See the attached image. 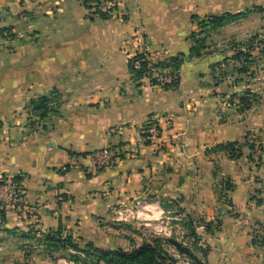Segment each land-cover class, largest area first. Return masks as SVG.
Masks as SVG:
<instances>
[{
  "label": "crops",
  "instance_id": "crops-1",
  "mask_svg": "<svg viewBox=\"0 0 264 264\" xmlns=\"http://www.w3.org/2000/svg\"><path fill=\"white\" fill-rule=\"evenodd\" d=\"M141 8L140 19L125 20L90 16L84 0H0V179L19 177L26 196L0 224L2 264H55L57 251L24 248L29 241L129 249L124 228L165 222L173 203L211 223L195 252L205 264H264V0ZM229 13L192 54L199 21ZM140 32L159 57L186 55L177 87L133 78L124 39ZM252 40L255 59L237 57ZM53 89L66 100L32 118L30 100ZM151 117L162 136L148 143ZM118 144L138 152L98 166L93 151ZM139 201L138 213L120 217Z\"/></svg>",
  "mask_w": 264,
  "mask_h": 264
},
{
  "label": "rangeland",
  "instance_id": "rangeland-1",
  "mask_svg": "<svg viewBox=\"0 0 264 264\" xmlns=\"http://www.w3.org/2000/svg\"><path fill=\"white\" fill-rule=\"evenodd\" d=\"M85 1V0H84ZM155 2L156 0H151ZM158 1V0H157ZM168 2L171 5L177 4L178 0H168ZM141 3L142 0H90V4L92 8L90 9V16L92 15H98V10L102 11H108V17H119L125 20H131V19H140L142 16L141 13ZM143 18V17H142ZM201 27H198L197 37L198 38H204V42L206 45V42H208V37L210 36L209 28L205 31H199ZM6 36V40H13L15 37V32L12 29H7V31L4 33ZM263 40V38L261 39ZM260 42L259 40H255ZM255 41L252 40L250 42V45L253 44ZM147 39L146 35L140 32L139 34H132L131 36L124 39V49L128 50V53H130V58L134 56L137 52H140L142 50H146L150 55H152L155 59H162V57L157 56L155 53L150 51L147 45ZM204 45V46H205ZM172 56V55H170ZM163 58H167L163 56ZM133 75V74H132ZM47 97V99H46ZM45 98V99H44ZM67 98L66 94L61 93L58 89L51 90L46 95L37 96L30 100L29 108L30 113L32 114V118L39 119V115L41 113L46 112L47 114L51 111L55 110L57 107H59ZM36 116V117H35ZM173 206L170 207V211L165 213V217H163V222L160 220L156 226H147V227H139L135 230L124 228L125 232L124 235H127L129 237L134 238V243L132 244V247H130L129 251L135 250L138 248H141L144 244L150 243V238H152L153 234H157L158 236H163L167 238H174L177 240H182V230L175 226V224L178 222L176 220V211ZM142 209V208H141ZM190 218V217H189ZM184 223V222H182ZM188 226V221H187ZM186 226V225H185ZM186 228V227H185ZM188 229V228H187ZM189 230V229H188ZM167 231H170L168 234ZM190 231V230H189ZM74 244V243H73ZM76 244V243H75ZM79 245V244H78ZM190 246H192V252L195 253L199 249V245L197 242H191L189 243ZM24 248H28L29 250H33V248L37 249L38 247H45L47 249H51L53 251L58 252V257L55 259V264H106V257H102L101 253L96 251L93 248L88 247L86 244L79 245L81 250H77L74 248L72 243H70V240L66 239L63 240H56L53 242H44L43 244L38 243L37 241H29L28 243H23ZM174 244L169 243L165 244V247L163 246L164 250L169 254L168 256H171L175 258L174 254H176V251L173 248ZM167 247V249H166ZM161 256L165 257L164 252H161V255L156 256V260L159 262L161 259ZM179 259V257H178ZM164 262V261H161ZM165 262H170L169 260H165ZM0 264H2L0 262ZM14 264H29V263H14Z\"/></svg>",
  "mask_w": 264,
  "mask_h": 264
},
{
  "label": "trees",
  "instance_id": "trees-1",
  "mask_svg": "<svg viewBox=\"0 0 264 264\" xmlns=\"http://www.w3.org/2000/svg\"><path fill=\"white\" fill-rule=\"evenodd\" d=\"M84 4L88 8H92L90 4V0H85ZM98 15L101 17H108V11H102L98 10ZM236 14H226V15H210L207 17H204L201 21H199V25L201 29L199 31H205V28H214L221 26L225 24L229 19L235 17ZM203 28L205 30H203ZM198 33L197 30L192 31L191 33V38L194 41V45L191 48L192 54L199 55L201 47L205 45L204 38H198L197 35ZM251 45L248 44L246 47L241 48L240 50L237 51L236 56H243L245 61H250L254 60L252 58V52L250 50ZM184 53H178L170 56V60L172 61V67L174 69H181L182 62L185 58ZM252 58V59H251ZM136 59H140V67L136 68L134 67V61ZM154 64V65H169L167 63V59L165 60H158V61H153L149 58H146L143 53H140L136 55L133 58H130L129 65L131 72L133 73V78L138 81V83L141 82L142 77L144 76V73L149 70V65ZM242 70L246 71L248 68L246 66V63L242 65L241 67ZM181 77L174 81L173 84H166L165 87H177L180 83ZM152 83L156 84V80H152ZM258 100V95H254L253 97L250 96L248 98L244 99L245 107H250L252 104V99ZM45 99V98H44ZM47 99V97H46ZM47 115L46 112L41 113L39 115L40 118H43ZM149 143V142H148ZM224 148L229 149L231 155L233 157H237L240 155V146L238 142H229L225 145H223ZM17 181H20L19 177H14ZM227 185V184H226ZM229 185V184H228ZM227 185V186H228ZM229 187V186H228ZM195 224L196 221H194L192 218L189 219L188 221V226L191 228L192 232L196 235L197 240H201V234L195 229ZM206 229L211 230L212 225L210 222H205ZM76 248L77 250H81L78 244H75L74 242H70ZM74 243V244H73ZM173 243L174 246L180 251V252H186L192 257V259L195 261L196 264H205L203 261H201L195 253L192 252V249L183 244L182 242L178 241L177 239L174 238H167L163 236H155L153 239L150 241V243L144 244L141 248L135 249V250H127L124 248H117V249H103V248H97L95 247L92 243H88L87 246L90 248L95 249L99 253H101L102 257H106V264H177V259L173 258L171 256H168L169 254L164 250L163 246L165 247V244ZM199 245V244H198ZM200 248V245H199ZM167 249V247H166ZM201 249L204 251L205 248L201 247ZM161 252L165 254L164 256H161V259L159 262L156 260V256H160ZM170 262H165V260H169ZM164 261V262H161Z\"/></svg>",
  "mask_w": 264,
  "mask_h": 264
},
{
  "label": "built area",
  "instance_id": "built-area-1",
  "mask_svg": "<svg viewBox=\"0 0 264 264\" xmlns=\"http://www.w3.org/2000/svg\"><path fill=\"white\" fill-rule=\"evenodd\" d=\"M143 53L146 58L151 60H165L167 59V63L169 65H149V70L144 73L143 78H148L149 80H156V84H160L165 86L166 84H173L174 81L178 80L181 77V69H174L172 67V61L170 60V56H165L167 58L155 59L150 55L146 50H142L137 52L134 56ZM134 67H140V59H136L134 61ZM133 74V73H132ZM141 79V80H142ZM112 132H117L116 128L111 130ZM162 136L161 127L158 119L151 117L146 124L143 126L142 130V139L145 142L153 143L160 140ZM138 152L137 147L130 150H126L122 145H112L106 148L97 149L93 151L94 156L96 157V164L98 166H107L116 163L119 161L124 155L131 154L135 155ZM26 206V196L24 188L21 184V181H17L15 178H2L0 179V224L5 221L6 218V210L9 208L22 209ZM143 203L141 201L136 202L132 207L127 209L126 211H120V217L124 216V213H138L141 210ZM174 208L176 211V220L178 222L175 226L179 227L182 230V240H178L192 249V246L189 245L191 242L200 243L201 240H197L196 235L192 232L191 228L187 226V221H189V215L187 211L183 210L178 206V204H174ZM184 222V223H182ZM186 225V226H185ZM186 227V228H185ZM190 230H188V229ZM206 228L205 224H195V229L200 233V230ZM176 254H174L177 259V264H196L195 261L190 257V255L186 252H180L175 246H173ZM179 257V259H178Z\"/></svg>",
  "mask_w": 264,
  "mask_h": 264
}]
</instances>
